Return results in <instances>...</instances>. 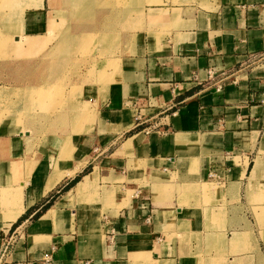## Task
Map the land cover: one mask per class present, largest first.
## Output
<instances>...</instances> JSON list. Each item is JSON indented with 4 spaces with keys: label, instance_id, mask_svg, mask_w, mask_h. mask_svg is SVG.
Masks as SVG:
<instances>
[{
    "label": "crops",
    "instance_id": "1",
    "mask_svg": "<svg viewBox=\"0 0 264 264\" xmlns=\"http://www.w3.org/2000/svg\"><path fill=\"white\" fill-rule=\"evenodd\" d=\"M51 2L1 0L16 58L53 36ZM161 2L133 0L64 116L20 102L40 57L0 58L27 117L0 119V264H264V0Z\"/></svg>",
    "mask_w": 264,
    "mask_h": 264
},
{
    "label": "rangeland",
    "instance_id": "2",
    "mask_svg": "<svg viewBox=\"0 0 264 264\" xmlns=\"http://www.w3.org/2000/svg\"><path fill=\"white\" fill-rule=\"evenodd\" d=\"M132 2L133 0H52L53 18L56 17L55 19L58 23L55 25L53 36L43 38L38 50L34 51L35 53H27L26 55L24 54L25 56L23 54L18 55L20 58H16V55L14 56L12 53L11 46L8 45V41V44L0 43V58L13 56L15 59L33 60L40 57L43 63L40 80L39 77L35 76V80L38 81L37 85H39L28 89L24 98L20 100V102L25 100V112L27 110L38 112L43 115L41 119H47L57 114L64 116L67 113V105L71 96H74L85 84H90L97 64L95 58L102 57V50L114 45L112 43L117 40L118 27L112 26L119 21L122 24L121 31L123 33L131 32L135 29V26L132 25L133 20L129 19L131 16L138 14L133 11ZM161 3V0H141L142 11L144 12L146 6L150 4ZM121 4L123 5L121 6ZM93 14H96V16ZM164 17L166 18L165 13ZM128 22H130V25H126ZM115 32L116 34H113ZM104 33L106 35L111 33L109 35L110 42L106 38L109 43L106 40L104 41ZM55 40L58 43L56 45L60 48L61 56L59 54L57 56L51 54L54 50L50 45ZM14 41L16 42L17 39ZM22 44L25 45L24 41ZM97 79V82H103L104 80L100 74H98ZM38 87L49 90L50 100H46L45 107L40 106V102L34 100V97L31 98L33 90ZM12 103L13 107L11 106ZM15 105L10 100H8V103L6 99L1 100L0 119L11 117L12 114L13 118L17 117L18 122L23 124L27 117L24 114L18 115L15 111ZM29 117L34 120L35 118L37 119L36 114ZM205 187L207 188L208 186L206 185ZM14 190L21 191V188H15ZM10 192L11 199L14 200L15 193H13V189Z\"/></svg>",
    "mask_w": 264,
    "mask_h": 264
},
{
    "label": "bare ground",
    "instance_id": "3",
    "mask_svg": "<svg viewBox=\"0 0 264 264\" xmlns=\"http://www.w3.org/2000/svg\"><path fill=\"white\" fill-rule=\"evenodd\" d=\"M122 2V1H121ZM123 4H121V6H122ZM120 6V7H121ZM116 8V7H115ZM122 8V7H121ZM99 11V10H98ZM102 11V10H101ZM105 11H107V10H105ZM109 11V10H108ZM107 11V12H108ZM112 11H113V9H112ZM118 11V10H117ZM114 12V11H113ZM120 12H121V10H120ZM124 12V11H123ZM126 14V13H125ZM93 15H95L96 16V14H93ZM106 15V14H105ZM130 16V15H129ZM159 16V15H158ZM94 18V17H93ZM96 20V19H95ZM111 21V20H110ZM130 24V23H129ZM129 24H126V25H129ZM133 24V23H132ZM118 27V26H117ZM112 32H114V31H112ZM119 33V32H118ZM42 39L43 38H27V39H25L24 40V46H26V49L25 48H23L22 47V45L23 44H19V45H17V51H18V55H26L27 53H35L34 51H37L38 50V46L42 43ZM13 42H14V40H13ZM0 43H3V41L1 42L0 41ZM16 45V44H15ZM110 45V44H109ZM1 46V45H0ZM114 52V51H113ZM24 55V56H25ZM23 65V64H22ZM23 67V66H22ZM8 68V67H7ZM63 68V67H62ZM50 71V70H49ZM98 74H100V76L101 77H103V75H105L104 74V72L103 71H101V70H99V72H98ZM103 79H105V76L103 77ZM48 89V88H47ZM31 93V92H30ZM51 93V92H50ZM49 94V90H45V89H43L42 87H38V88H36V89H34L33 90V93L31 94V98L32 97H34V100H37V102L39 101L40 102V106H44L45 107V105H46V100H50V95H48ZM28 98H29V96H28ZM78 167V166H77ZM80 170V169H79ZM74 171H76L75 169H74ZM78 171V170H77ZM73 173H70L69 174V176L70 175H72ZM59 180V178H56L55 179V182H57ZM90 183H91V181H90V177H86L85 178V181H84V183L83 184H81L80 186H79V189H81L82 191L83 190H85L89 185H90ZM49 188V187H48ZM80 191V190H79ZM46 192H47V189H45V190H42L41 191V193H39V194H37V195H35L34 197H33V199H31V200H29L28 202H29V204H32L33 202H35V201H37L38 199H40L42 196H44L45 194H46ZM15 195V194H14ZM12 198H14V197H12ZM12 200V199H11ZM14 201H16V200H14ZM15 203V202H14ZM14 209V208H13ZM21 212H23L22 211V209H21V207H19L18 209H16L15 210V215H17V214H19V213H21ZM17 218V217H16Z\"/></svg>",
    "mask_w": 264,
    "mask_h": 264
},
{
    "label": "built area",
    "instance_id": "4",
    "mask_svg": "<svg viewBox=\"0 0 264 264\" xmlns=\"http://www.w3.org/2000/svg\"><path fill=\"white\" fill-rule=\"evenodd\" d=\"M5 250H7V247L5 248Z\"/></svg>",
    "mask_w": 264,
    "mask_h": 264
}]
</instances>
